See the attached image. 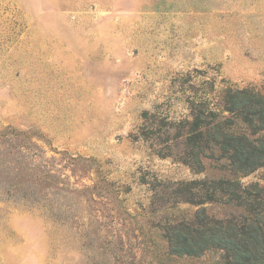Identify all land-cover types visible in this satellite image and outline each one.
<instances>
[{
	"label": "rangeland",
	"instance_id": "obj_1",
	"mask_svg": "<svg viewBox=\"0 0 264 264\" xmlns=\"http://www.w3.org/2000/svg\"><path fill=\"white\" fill-rule=\"evenodd\" d=\"M228 86L264 96V0H0V130L39 146L0 137V264H226L168 254L164 233L245 215L213 182L225 158L178 159L190 101ZM14 155L55 174L44 205ZM238 179L264 187V165Z\"/></svg>",
	"mask_w": 264,
	"mask_h": 264
},
{
	"label": "trees",
	"instance_id": "obj_2",
	"mask_svg": "<svg viewBox=\"0 0 264 264\" xmlns=\"http://www.w3.org/2000/svg\"><path fill=\"white\" fill-rule=\"evenodd\" d=\"M218 99L212 104L208 100L190 101L191 119L184 122L187 129L185 147L178 159L192 170L201 172L203 158H225L230 178L213 182L235 200L246 198L245 215L206 221L204 213L199 212L198 222L170 223L164 233L167 251L171 255L193 257L209 249H222L226 264H264V187L257 183L243 186L238 179L264 165V96L250 88L228 86ZM26 135L30 136L23 130H0L4 141L15 139L19 146L24 145L26 149H29V144L39 148ZM4 150L7 151V148ZM30 158L37 160L41 155L34 153ZM71 159L77 161L76 157ZM14 161L16 172L10 177L18 182L26 179L25 185H19L21 198L44 205L41 192L43 188L55 187L58 182L54 180L55 174L41 169L43 166L39 163L31 165L25 156L14 155ZM61 181L64 182L65 178Z\"/></svg>",
	"mask_w": 264,
	"mask_h": 264
}]
</instances>
